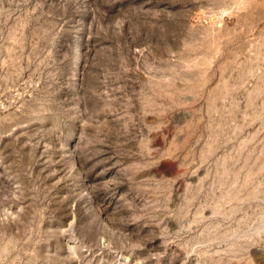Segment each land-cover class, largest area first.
<instances>
[{
    "label": "rangeland",
    "instance_id": "obj_1",
    "mask_svg": "<svg viewBox=\"0 0 264 264\" xmlns=\"http://www.w3.org/2000/svg\"><path fill=\"white\" fill-rule=\"evenodd\" d=\"M0 264H264V0H0Z\"/></svg>",
    "mask_w": 264,
    "mask_h": 264
}]
</instances>
